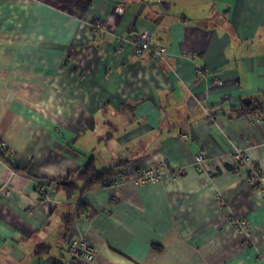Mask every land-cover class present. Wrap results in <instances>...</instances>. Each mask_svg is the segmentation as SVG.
I'll use <instances>...</instances> for the list:
<instances>
[{
  "label": "crops",
  "instance_id": "crops-1",
  "mask_svg": "<svg viewBox=\"0 0 264 264\" xmlns=\"http://www.w3.org/2000/svg\"><path fill=\"white\" fill-rule=\"evenodd\" d=\"M0 143V264H264V0H0Z\"/></svg>",
  "mask_w": 264,
  "mask_h": 264
},
{
  "label": "built area",
  "instance_id": "built-area-1",
  "mask_svg": "<svg viewBox=\"0 0 264 264\" xmlns=\"http://www.w3.org/2000/svg\"><path fill=\"white\" fill-rule=\"evenodd\" d=\"M97 27H101L102 23L100 21H96ZM150 33H142V34H137L133 40V46L135 48L136 54H142L145 51H150L152 53H155L159 56H162L167 53V50L164 47L161 48H153L150 43ZM203 71L198 70L197 75H202ZM219 84L222 82L217 81ZM211 115V114H209ZM212 118V116H211ZM0 148L5 149L6 147L0 143ZM234 159L237 163L247 161L249 162V158L247 155L241 151H238L234 154ZM196 163L203 167L205 166V157L201 154H198L195 157ZM124 172H129V168L127 167L124 169ZM135 181L138 180L141 183L145 182H150V181H155L161 177V172L157 169H152V168H139L136 169L134 173ZM252 179L253 180H264V171L262 170H255L252 173ZM123 180L122 176L115 177V179L111 182L112 185H118L121 183ZM37 193L39 197H45L47 196V185L46 183H39L37 187ZM2 194H10L9 190H2L0 189V195ZM235 225V228L237 232H246L247 235L251 234V229H249V225H247L244 221H235L233 222ZM235 230V231H236ZM96 259V250L94 246L86 239L85 237H82L81 239L77 241H73L69 247V258L67 260L66 264H71V263H83V262H88V263H93Z\"/></svg>",
  "mask_w": 264,
  "mask_h": 264
},
{
  "label": "trees",
  "instance_id": "trees-1",
  "mask_svg": "<svg viewBox=\"0 0 264 264\" xmlns=\"http://www.w3.org/2000/svg\"><path fill=\"white\" fill-rule=\"evenodd\" d=\"M92 28H93L94 33H96L99 30L96 23L92 24ZM0 158L5 163L9 164L13 169L17 170L16 162L14 158L12 157L9 149L0 148ZM116 174L117 173H115L113 168L102 170V171L98 170L96 167L95 157H91L88 159L87 164L82 168L80 173L77 175V178L84 181L85 185L83 187V191H86V190H89L92 186H95L98 184H102V185L110 184L112 180L115 178ZM69 178H59L57 179L56 183L58 184V187H62L68 193H71L75 190L76 186H74L69 181Z\"/></svg>",
  "mask_w": 264,
  "mask_h": 264
},
{
  "label": "rangeland",
  "instance_id": "rangeland-1",
  "mask_svg": "<svg viewBox=\"0 0 264 264\" xmlns=\"http://www.w3.org/2000/svg\"><path fill=\"white\" fill-rule=\"evenodd\" d=\"M100 159V158H99Z\"/></svg>",
  "mask_w": 264,
  "mask_h": 264
}]
</instances>
